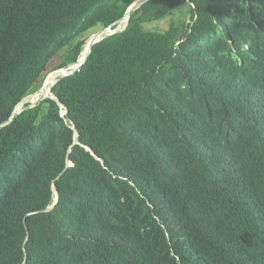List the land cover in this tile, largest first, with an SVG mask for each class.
<instances>
[{
  "label": "trees",
  "instance_id": "1",
  "mask_svg": "<svg viewBox=\"0 0 264 264\" xmlns=\"http://www.w3.org/2000/svg\"><path fill=\"white\" fill-rule=\"evenodd\" d=\"M135 1L0 0V264H264V0H151L7 123Z\"/></svg>",
  "mask_w": 264,
  "mask_h": 264
},
{
  "label": "water",
  "instance_id": "2",
  "mask_svg": "<svg viewBox=\"0 0 264 264\" xmlns=\"http://www.w3.org/2000/svg\"><path fill=\"white\" fill-rule=\"evenodd\" d=\"M149 1H151V0H136L133 4L130 5V7L127 9V11L125 12L124 16L120 20H118L114 24H112V25H110V26H108V27H106L104 29L98 30L96 33L91 35L90 38L88 39V41L86 42V45H87V46L85 45L86 46V50L84 51V49H83V51L80 54V57L78 58V60H76L73 63L68 64L67 66H65L64 68L59 70L60 74L54 81L46 82L47 78L50 76L49 75L45 79V81H44L42 87L39 89V91L37 93H35V94H39L40 93V97L37 98L34 102H31L27 107L24 108V110L34 107L38 102H40V101L48 98L49 96H51L50 90L57 82H59L60 80L64 79L65 77L71 75L82 64H84V62L86 61L87 57L89 56V54L91 52V49H92L93 45L99 43L101 41V39L103 40L104 38H106V37H108L110 35H113V34L119 32V31L124 30V28L126 27V24H127V21L129 19L130 14L132 12L136 11L137 9H139L142 5H144L145 3L149 2ZM123 22H126L125 26L123 27L122 30L117 31L116 28L118 26H120ZM113 28H115V29H113ZM52 99H54V97H52ZM22 111H23V108L21 110V109H17V107H16L14 109V112H13L12 116L9 118L7 123H10L12 121V119L17 117L20 113H22ZM63 115H65V112L63 113ZM53 189L55 191V200H54L52 206H50L48 208H45V209L41 210L40 212H48L49 210H51L57 204L58 196H57L56 190L54 188V185H53Z\"/></svg>",
  "mask_w": 264,
  "mask_h": 264
},
{
  "label": "rangeland",
  "instance_id": "3",
  "mask_svg": "<svg viewBox=\"0 0 264 264\" xmlns=\"http://www.w3.org/2000/svg\"><path fill=\"white\" fill-rule=\"evenodd\" d=\"M185 7H181L178 10L174 11V13L171 16H167L165 17L163 20L159 21V22H154V23H149V24H144V28L146 29H150V30H164L167 28L168 24H169V20L172 17L175 20H178L179 18H187L188 13L185 11ZM27 99V98H26ZM28 102H22V108H24L26 105H28ZM20 108V109H22Z\"/></svg>",
  "mask_w": 264,
  "mask_h": 264
},
{
  "label": "bare ground",
  "instance_id": "4",
  "mask_svg": "<svg viewBox=\"0 0 264 264\" xmlns=\"http://www.w3.org/2000/svg\"><path fill=\"white\" fill-rule=\"evenodd\" d=\"M125 24H126V22H123L118 28H116V30H117V31L122 30L123 27L125 26ZM86 46H87V45H86ZM86 46H85V48H84V51L86 50ZM59 74H60V71H56V72H54L53 74H51V75L47 78L46 82H52V81H54V80L57 78V76H58ZM39 97H40V93H39V94H35V95H33V96H31V97L25 99L24 102L31 103V102H34V101H35L37 98H39ZM20 108H22V105H21V104H19V106H18L17 109H20Z\"/></svg>",
  "mask_w": 264,
  "mask_h": 264
},
{
  "label": "clouds",
  "instance_id": "5",
  "mask_svg": "<svg viewBox=\"0 0 264 264\" xmlns=\"http://www.w3.org/2000/svg\"><path fill=\"white\" fill-rule=\"evenodd\" d=\"M118 27H119V26H118ZM118 27H117V28H118ZM115 28H116V27H115ZM115 28H113V29H115ZM124 29H125V28H124ZM119 32H121V31H119ZM117 33H118V32H117ZM110 36H111V35H110ZM89 38H90V37H89ZM87 41H88V40H87ZM87 41H86V42H87ZM85 45H86V43H85ZM85 45H84V47H85ZM84 47H83V49H84ZM82 51H83V50H82ZM81 53H82V52H81ZM79 57H80V56H79ZM60 70H61V69H60ZM58 71H59V70H58ZM55 72H56V71H55ZM53 73H54V72H53ZM53 73H51V74H53ZM51 74H49V75H51ZM49 75H48V76H49ZM48 76H47V77H48ZM58 76H59V75H58ZM58 76H57V77H58ZM47 77H46V78H47ZM44 81H45V80H44ZM43 83H44V82H43ZM38 91H39V90H38ZM38 91H37V92H38ZM37 92H36V93H37ZM33 95H34V94H32V95H30V96H28V97H26V98H29V97H31V96H33ZM49 97L52 98L53 96L51 95V96H49ZM49 97H48V98H49ZM26 98H24V99L22 100V102H23ZM54 99H55V98H54ZM22 102H20L19 104L22 105ZM19 104L16 106L17 108H18ZM29 104H30V103H29ZM29 104H28V105H29ZM28 105H27V106H28ZM27 106H25V107H27ZM16 107H15V108H16ZM25 107H24V108H25ZM24 108H23V111H24ZM21 110H22V109H21ZM64 112H65V110L62 111L61 114L63 115ZM65 114H66V112H65ZM68 165H69V162H68ZM54 188H55V187H54ZM55 190H56V189H55ZM53 193H54V200H55V191H54V189H53ZM57 196H58V195H57ZM53 202H54V201H53ZM51 206H52V205H51Z\"/></svg>",
  "mask_w": 264,
  "mask_h": 264
}]
</instances>
